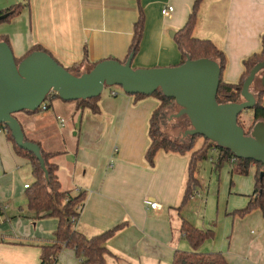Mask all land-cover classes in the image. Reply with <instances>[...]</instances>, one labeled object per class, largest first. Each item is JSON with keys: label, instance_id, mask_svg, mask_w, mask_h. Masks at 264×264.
Here are the masks:
<instances>
[{"label": "crops", "instance_id": "0c3cea01", "mask_svg": "<svg viewBox=\"0 0 264 264\" xmlns=\"http://www.w3.org/2000/svg\"><path fill=\"white\" fill-rule=\"evenodd\" d=\"M24 1L29 3L27 9L0 23V37L8 39L17 58L41 45L66 67L80 62L86 52L91 62L125 60L141 10L145 18L143 38L132 63L136 61L137 67L178 65L182 55L171 32L186 24L195 2L0 0V11ZM168 5L174 10L163 15ZM196 32L223 49L227 57L223 79L237 82L243 60L262 47L264 0H203ZM105 89L99 113L81 110L74 101L55 99L46 110L15 114L25 137L39 142L45 151L59 152L51 161L59 167L61 189L85 193L74 228L92 237L123 223L107 241V264H172L176 250H195L181 233L183 220L214 230V236L197 251L221 252L227 264H264L263 212L236 213L247 206L254 193L256 166L252 165L251 175L244 176L229 164L228 195L220 188L216 215L210 206L214 197L209 188L205 197V180L198 175L196 184L202 198L190 193L183 202L190 153L160 151L153 167L145 160L150 118L159 106L157 98ZM212 151L208 161L214 176L221 168L216 170L215 161L210 160L217 155ZM34 180L30 160L18 154L7 131L0 130V264H41L42 246L54 243L58 219L39 217L27 206L25 185ZM146 198L157 200L161 209L147 207ZM203 209L206 216L201 218L197 214ZM79 261L73 249L64 248L55 264Z\"/></svg>", "mask_w": 264, "mask_h": 264}, {"label": "trees", "instance_id": "16d2710c", "mask_svg": "<svg viewBox=\"0 0 264 264\" xmlns=\"http://www.w3.org/2000/svg\"><path fill=\"white\" fill-rule=\"evenodd\" d=\"M202 1L203 0H195L186 24L175 33L174 39L182 55V60L179 64L184 63L188 56H190L193 60L200 58L214 59L218 62L221 68V78L217 92V101L219 103L241 102L244 100L241 91L245 79L250 75V72L254 66L260 62H264V34L261 37V50L259 52L253 53L243 60V72L240 76V79L237 82L225 81L223 79V72L226 68L227 57L223 49H221L211 39L200 38L194 35ZM28 6V1H24L15 3L1 10L0 15H6V17L1 19L0 23L10 21L13 17L21 14L25 9H27ZM144 22V14L141 10L137 21L134 23L133 38L130 44L128 55L125 60L121 62H125L131 52H134L135 56L139 52L143 38ZM0 40H3L9 44L7 38L0 37ZM37 50H43L49 53V51L43 46L34 45L23 57H15L17 64ZM54 59L59 64H61L56 58ZM98 62L100 61L91 62L88 57V53L86 52L80 62L75 63L70 67H66L62 64L61 65L71 73L80 75L85 71L91 70ZM100 96L87 99H78L74 102L77 103L78 108L81 110H89L92 113H99ZM134 96L137 98L153 96L159 101V106L153 111L149 122L148 135L150 144L145 152V160L147 163L153 167L156 162V157L160 151L179 154L190 153L187 191L183 202L187 200L191 193V185L193 183H197L196 171L199 162L202 159H208L210 151L215 150L217 152L215 158L216 170L222 168L227 163L231 164V157H237L230 149L218 145L203 135H191V140L188 143L178 142L167 136L159 126L158 116L160 112L165 109V107H167L170 102L175 101V99L165 96L160 89L151 95L138 93L134 94ZM263 98L264 87L262 86V88L256 93V104L253 108H251L253 111L252 123L249 128H244L245 134H249L251 132V129L256 122H264V105L262 104ZM55 99H60L56 92H53V95L47 97L46 100H49L47 108ZM24 111L31 113L40 112L42 111V107L40 106L35 111ZM242 112L238 116V124L243 127L240 120V115ZM7 136L14 144L16 152L24 157H27L30 160L33 168L35 180L32 184H29L27 189L28 208L35 211L39 217L51 216L58 219L54 243L52 245L42 246L41 264H55L58 254L64 248H71L74 250L75 255L80 259L78 264H107L106 256L110 253V250L107 247V241L120 231L123 223L92 237H86L84 234L77 231L74 228V223L76 220H73V218H79L85 204L86 195L81 190H79L77 194H71L70 192L61 189V183L57 174L59 167L56 163L51 161V159L59 152L45 151L39 142L33 141L41 147L42 156L45 160L46 170L48 172V176H46V172L42 168L40 160L37 158L34 152L19 146L16 143V140L13 137L9 127H7ZM201 137L204 139L203 143L198 149L194 150L196 140ZM25 138L29 140L27 137ZM231 165L233 166L234 171L242 175L249 174L252 165H255L257 168L255 174L254 193L247 206L238 210L236 213L245 215L254 209H260L264 215V163L256 162L251 159L237 158V160ZM262 172L263 174L261 175ZM181 233H183L195 250H176L172 264H227V259L221 252L197 251V248L206 239L212 238L214 236L213 229H201L189 221L183 220L181 225Z\"/></svg>", "mask_w": 264, "mask_h": 264}, {"label": "water", "instance_id": "95a60500", "mask_svg": "<svg viewBox=\"0 0 264 264\" xmlns=\"http://www.w3.org/2000/svg\"><path fill=\"white\" fill-rule=\"evenodd\" d=\"M5 17L0 15V20ZM134 55L131 52L125 62L102 60L91 70L75 75L43 50L34 51L17 64L10 45L0 41V124L10 128L19 146L34 152L48 176L41 147L25 138L17 112L37 110L52 91L62 100L75 101L100 96L106 86H121L131 95H151L160 89L180 106L177 116L189 118L192 128L188 134L203 135L238 158L264 163V122H256L250 134L238 124L239 114L256 104L251 86L264 70V62L254 66L245 79L243 101L219 103L221 68L214 59L193 60L188 56L175 66L133 68ZM261 78L264 87V73Z\"/></svg>", "mask_w": 264, "mask_h": 264}, {"label": "rangeland", "instance_id": "374dc122", "mask_svg": "<svg viewBox=\"0 0 264 264\" xmlns=\"http://www.w3.org/2000/svg\"><path fill=\"white\" fill-rule=\"evenodd\" d=\"M194 35L196 37H200L197 34V32L194 33ZM136 65H137L136 61H134L132 63L133 68H153V67H137ZM156 67H162V66H156ZM163 67H166V66H163ZM263 73H264V70L260 71V73L255 78L251 86L252 91L259 90L262 88V78L261 77ZM105 88H106L105 91L110 88H117L119 90L124 91L123 88L118 85L106 86ZM46 102L48 103L49 100H47ZM262 104L264 105V98H263ZM179 111H180V106L175 101L170 102L169 105L165 107V109H163L158 116L159 126L161 130L171 139L178 141V142L188 143L191 140V135L188 134L187 131L192 128V125H191L189 118L186 115L177 116ZM252 119H253L252 109H245L240 115V120L243 125V128L245 129L249 128L252 123ZM203 141L204 139L202 137L198 138L195 142L194 150L198 149L200 145L203 143ZM212 152L213 151H210V154H212ZM209 166H210V162L208 161V159H202L198 164L196 175H198V177L201 180H205V183L203 185L204 187L203 190H205V194H204L205 197H208L206 196V190H208V188L210 190L211 195L214 197V199L212 198L210 202V206L214 208V212L216 215L217 213L216 203H217V198L220 192V188H222L224 192L226 191V194L228 195V187L230 184V173L228 169L229 164L228 163L225 164L220 170L214 173V176L211 174V169ZM252 171L253 169L251 167L250 172L247 175H251ZM247 175H244V176H247ZM254 180H255V176H254ZM212 181H214V183H211ZM205 204L206 203L204 202L203 205ZM191 211H193V209ZM194 211H196V209ZM197 215H200L202 218V216H206V213L203 209V211L201 213H198ZM212 224H213L212 227L215 228L216 222H213Z\"/></svg>", "mask_w": 264, "mask_h": 264}, {"label": "built area", "instance_id": "2783aa9c", "mask_svg": "<svg viewBox=\"0 0 264 264\" xmlns=\"http://www.w3.org/2000/svg\"><path fill=\"white\" fill-rule=\"evenodd\" d=\"M173 10H174V7L171 6V5H168V6H166V7L163 8L162 13H163V15H168V14H170ZM53 92H54V91H52L51 93H49V94L47 95V97L53 95ZM112 93H113V95H116V92H115V91H113ZM47 97H46V99H47ZM46 99H45V100L42 102V104L40 105V106L42 107V110H46V109H47V106H48V103H49V102L47 103V102H46V101H47ZM61 120L64 121L63 118H61ZM0 130H5V131H7V126H6L5 124H0ZM237 158H238V157H231V159H230V163L233 164V163L237 160ZM210 160H211L212 162L215 161L213 157L210 158ZM25 186L28 187L29 184H26ZM191 197L202 198V193H201V191H200V189L198 188V186H197L196 183H193V184L191 185ZM144 203H145V205H146L147 207L152 208V209H154V210H159V209H161V207H162L161 204H160L157 200L152 199V198H146V199L144 200ZM73 220H77L76 217H74Z\"/></svg>", "mask_w": 264, "mask_h": 264}]
</instances>
